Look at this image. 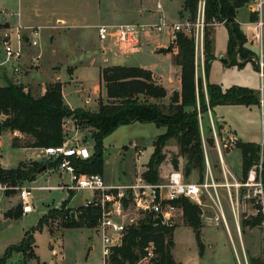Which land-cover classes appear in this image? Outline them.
<instances>
[{
	"label": "rangeland",
	"instance_id": "374dc122",
	"mask_svg": "<svg viewBox=\"0 0 264 264\" xmlns=\"http://www.w3.org/2000/svg\"><path fill=\"white\" fill-rule=\"evenodd\" d=\"M159 2L162 6L160 13L157 11ZM21 3L24 12L32 13L37 23H49L51 26L35 25L43 27L39 36L41 46L37 49L25 46L24 56L20 61H11L0 66V79L3 83H5V78H9V74H11L9 81L19 83V76L41 69L48 61L49 67L53 70L62 69L60 76L63 82L75 78V81L67 84L65 89V100L69 106L76 109L82 108L87 103L88 107L96 110L100 99H106V88L100 79V69L108 66L133 65L139 67L136 66V63L137 60H141L145 65L141 67L159 76L160 81L170 94L175 91L174 89L180 87L179 69L173 64L170 53L162 51L167 50L171 45L172 40L168 31L170 27L175 24H185L186 21L194 26L197 21V17L193 22L187 14L184 18L180 16V0H0V18L19 13ZM60 16L70 18L77 27H72L71 23H57L56 20ZM161 17L163 22L168 25V29L162 33L145 32L141 50L131 57L113 53L110 50L112 47L110 44H101L98 39L96 31L98 25H157L161 22ZM251 17L247 6L238 9L236 21L242 26L240 28L246 35L247 42L244 50L250 53L248 56L252 61H247L237 55V61L244 64L242 66L239 64L230 65L233 61L227 54L228 28L222 24H220L221 26L216 25L215 23L218 21L215 20L213 24L208 25L214 28L215 35V57L208 79L210 83L220 85L223 90L232 87L248 88L258 98L264 99V8L261 44L253 43L247 37V34L251 37H254L255 34V25L251 24ZM80 33L83 34V37L80 36ZM2 34L0 32V58H2L0 62L5 60L2 46L4 34ZM104 47L107 48V63L101 55ZM201 51L202 49L199 48L196 52V72L197 77L202 78L203 87L206 89L204 49L203 55H201ZM38 54H42V58L36 62L34 58ZM91 55H97L95 65L88 66L79 63V61L87 60ZM223 59H226L228 63H223ZM261 62L263 63L262 69ZM68 64L72 67H67ZM42 75L46 81H49V73L42 72ZM158 78L156 77V80L159 83ZM170 79H173V84L170 83ZM95 86L102 87L101 94L98 89L94 93ZM87 100L89 101L86 102ZM165 102L168 104L169 99ZM86 110L88 111V109ZM222 120L237 131V135L242 141L260 143L264 135L260 106H218L213 117L209 111L202 115L204 144L209 138H213L215 141L213 147H205L207 149L205 150L218 182L220 184L224 182L222 177L223 162L220 158L219 146L224 164L228 165L240 181H245L242 174V155L235 146L238 141L233 139L229 132L222 130L220 126ZM64 129V143L69 145L85 144L93 153L92 133L94 131L92 129L78 125L72 119L65 121ZM165 132V128H158L154 124L135 123L120 127L108 136L104 140L103 151V175L106 182L112 185L128 184L135 180L139 172H145L154 151L153 143L158 136ZM1 142L0 165L15 169L19 165L29 167L32 162H38L47 166V170L36 175L33 182L26 181L14 186L10 184L5 191H0V258L4 256L8 248L19 245L25 234L35 228L41 218L46 217L42 227L35 232L34 252L39 257L41 264H103L102 246L97 226L92 229H69L64 226L68 220L64 215L57 213V211H61L62 203L70 198L69 192L57 189L42 190L43 187H55L62 181L66 183L69 181L66 175L61 178L53 160L44 154L45 148L39 150L15 149L12 147L11 135L8 133L1 137ZM232 150L238 151L229 155L228 153ZM164 152L166 159L159 169L160 177H165L174 169L172 164L174 159H178L179 170L184 173L187 160L180 155L177 142L171 140ZM20 160L22 161L17 165ZM2 166L0 168H3ZM252 169H255V166ZM206 170V165L204 173H200L198 169L193 170L186 176V179L195 182L201 181L205 177ZM202 175L204 176L202 177ZM21 187L30 191L29 202L34 207V211L27 215L23 213V204L19 197ZM240 192L238 219L240 232L224 188L220 189V200L228 228L222 222L219 224L213 219L212 221L208 220V218H213L217 212L210 198H204L203 203L206 206L192 203L201 209L200 236L204 243L203 255L200 254L196 232L185 223L184 213L173 221L171 226L174 227L172 253L176 262L179 264H250L253 258L264 260V226L262 224L254 227L244 225V221L250 220L252 216L256 215L253 204L244 198V195L253 192V189L244 187ZM72 195L74 196L65 209L67 214L83 206L85 200L92 196L89 191L73 192ZM10 210H14L22 216L9 218L7 212ZM141 216L136 214L137 220ZM154 250L153 245L152 252ZM23 261L22 254L13 253L8 263L22 264ZM146 261L139 264H146ZM27 264H37V261L32 259Z\"/></svg>",
	"mask_w": 264,
	"mask_h": 264
},
{
	"label": "trees",
	"instance_id": "16d2710c",
	"mask_svg": "<svg viewBox=\"0 0 264 264\" xmlns=\"http://www.w3.org/2000/svg\"><path fill=\"white\" fill-rule=\"evenodd\" d=\"M199 0H182V18L189 15L190 20L196 21ZM249 0H206V22L204 29V57L206 73V89L202 78L197 77L196 46L192 36L178 33L177 39L163 52L173 55V63L180 69L179 81L181 88L171 94L157 82L152 71L135 66H108L102 69L101 77L106 88V100L100 99L97 112H90L83 108L72 109L64 102L63 84L60 82L49 84L43 96H33L22 85L7 81L0 87V116L5 119L0 123V136L5 132L19 133L12 139V147L41 149L62 145L65 141V121L75 120L78 125L86 126L94 132L93 153L89 160L77 163L81 173H104L103 151L104 140L122 126L135 123L154 124L158 128H165L166 132L157 137L153 143L154 151L147 169L143 172L149 182H158L159 169L164 163L165 148L171 140L178 144L180 155L187 160L184 175L198 169L204 173L205 146L213 147V138H202V115L214 112L218 106L243 105L261 106V99L248 88L232 87L223 90L220 85L209 82V72L214 60V28L208 25L213 21H226L228 28V56L239 64L237 55L249 60L250 53L244 50L247 42L240 24L236 21L238 9L246 6ZM256 21V17H251ZM252 62V61H251ZM255 62V61H253ZM260 67V65H259ZM261 72V69H260ZM169 99L168 104L165 100ZM236 148L242 155V174L247 179L253 166L259 165L262 159L261 180L264 187V145L238 141ZM55 167L57 162H54ZM173 167L179 170L178 159L173 160ZM47 166L32 162L29 167L19 165L15 169L0 168V182L8 185L33 182L36 175L44 172ZM204 175H202L203 177ZM203 180V179H202ZM201 180V181H202ZM65 200L58 214L67 215L65 209L71 201ZM185 223L197 234L200 254H204V243L200 232L202 228L201 209L188 200L182 201ZM260 212L244 221V225L251 227L263 223L264 214ZM101 213L98 208L81 206L73 211V215L64 226L69 229H92L97 226ZM9 218H19L22 215L14 210L7 212ZM46 218V217H45ZM45 218H41L35 228L25 234L22 242L8 248L0 264H9L13 253L23 255V263L36 260L41 264L34 252L35 232L43 225ZM174 227L155 226L150 216L140 220L137 225L129 228L121 247L115 249L110 264H137L147 256L146 249L151 244L155 247V256L146 264H179L174 259L172 239ZM250 264H264V260L253 258Z\"/></svg>",
	"mask_w": 264,
	"mask_h": 264
},
{
	"label": "built area",
	"instance_id": "2783aa9c",
	"mask_svg": "<svg viewBox=\"0 0 264 264\" xmlns=\"http://www.w3.org/2000/svg\"><path fill=\"white\" fill-rule=\"evenodd\" d=\"M252 16L256 21L251 23L255 25V34L253 43L261 44L262 26H263V8L264 0H249L246 4ZM158 9L161 5L158 4ZM157 25H135V24H101L96 26L98 39L101 43H108L112 48L117 49L123 55H133L141 50L142 38L145 32H164L168 25L163 22ZM206 20V0L198 1L197 21L194 26L186 21L185 24H175L169 28V34L172 42L177 39V34L182 32L192 36L195 40L196 52L199 48L204 49V29ZM226 21L215 23L216 25H225ZM43 31L40 26H26L19 24L15 33L6 32L2 36V46L5 60L0 62V66L6 65L11 61H20L24 56L25 46L33 49L40 47L39 36ZM260 40V42H259ZM106 47L103 48L105 53ZM42 54H38L34 61H39ZM203 60V59H202ZM204 62V61H203ZM261 64V63H260ZM262 67V65H261ZM18 70V69H17ZM262 120L264 128V101L261 102ZM213 129L215 131L214 125ZM206 152V150H205ZM220 158L223 162L222 177L224 182L220 184L214 174L209 158L205 154V163L207 166L205 177L202 181L187 180L184 173L173 169L158 182H149L143 172H139L135 180L128 184L111 185L107 184L101 174L81 173L78 171L77 163L87 161L91 158L92 152L85 144L69 145L63 143L59 146L48 147L44 149V154L57 162L56 170L61 178L68 176L69 181L61 182L58 186L43 187L42 190H62L69 192L89 191L92 196L85 200L84 207L98 208L101 215L98 219L97 230L102 246L103 264H110V259L115 249L122 246L129 228L137 225L138 222L147 216H150L155 226L171 227L173 221L183 215L184 210L182 201L188 200L200 206L204 205L205 197L210 198L216 209V214L212 219L219 223L222 222L228 228V222L224 214L221 200L220 189L224 188L229 197L232 212L239 228V198L241 188L248 187L253 192L244 195L247 202L253 204L256 214H264V187L261 180L262 160L259 165L252 169L245 181H240L237 176L224 164L223 156L219 146ZM8 184L0 182V191H5ZM236 196V197H235ZM20 200L23 204V213L30 214L34 207L30 204V191L27 188L20 189ZM136 214L142 215L139 220ZM73 215H65L68 220ZM262 225L264 226V219ZM153 244L146 249L147 256L140 262L147 260L146 263L155 256V250L152 252ZM55 253V252H53ZM137 263V264H139Z\"/></svg>",
	"mask_w": 264,
	"mask_h": 264
},
{
	"label": "crops",
	"instance_id": "0c3cea01",
	"mask_svg": "<svg viewBox=\"0 0 264 264\" xmlns=\"http://www.w3.org/2000/svg\"><path fill=\"white\" fill-rule=\"evenodd\" d=\"M172 1V0H171ZM180 3H181V10L182 11V8H183V2L182 0H180ZM159 5L160 2L158 3ZM21 10L19 11V13L17 14H13L12 16H6V17H3L2 19L0 18V32H2L3 34L6 33V32H9V33H15V29L16 27L19 25V24H22V25H26V26H35V25H41V26H51L49 25V23L47 24H40V23H37V21L35 20V17L33 16L32 13H25L24 10H23V6H22V3H21ZM157 11L160 13L162 11V6H161V9L159 10L158 9V5H157ZM16 16V17H15ZM17 18V19H16ZM57 23L59 24H63L64 23H71L73 26L72 27H77V25L73 24L72 23V20L70 18H67L66 16H60L57 18L56 20ZM255 21H252L251 19V23H253ZM221 26V25H220ZM241 26V25H240ZM242 27V26H241ZM244 29V28H243ZM245 30V29H244ZM2 34V35H3ZM83 34L80 33V36H82ZM214 36V40H215V35L213 34ZM247 37L248 39L251 41L253 40L254 37H251L247 34ZM52 41V39H51ZM101 43V42H100ZM103 44V43H101ZM110 50L118 55H122V53H120L117 49H114V48H110ZM107 52V50H106ZM104 53L103 54L101 53V55L103 56L104 58V61L105 63H107V59H106V56H107V53ZM138 53V52H137ZM136 54V53H135ZM100 55V54H99ZM171 57H172V62H173V55L170 53ZM92 56V57H91ZM90 58H87V60H84V61H79V63L83 64V65H88V66H93L96 64L97 62V55H91ZM125 57H131L130 56H127V55H124ZM0 61H2V58H0ZM142 64V61L141 60H137V63H136V66H139V67H144L145 65H141ZM174 64V63H173ZM261 65L263 67V63L261 62ZM50 66V63L47 61L46 65L44 67H42L41 69L39 70H36V71H32V72H29L28 74L25 73V75H21L18 77V79L20 80L19 83H15V84H18V85H22L25 90L29 91L30 93L33 94V96H43L45 93H46V90H47V86L49 84H54V83H57V82H60L63 84V97H64V102L66 103V105L69 106V104L66 102L65 100V89H66V86L67 84H71L75 81V78H71L70 81H67L65 80L63 82V79H61V76H60V72L62 71L61 70H53V68L49 67ZM72 67L71 65H67V67ZM133 66V65H131ZM177 67V66H176ZM261 67V69H262ZM105 68V67H104ZM178 68V67H177ZM103 68L100 69V79H101V82H103L102 80V77H101V71H102ZM179 69V68H178ZM10 72V71H9ZM42 72H46V73H49L50 74V79L49 81H46L44 78H43V75H42ZM154 74V73H153ZM11 76V74H9ZM179 75H180V69H179ZM9 76V78H5V83H3V81H1L0 79V87L4 86L6 84V82L10 79L11 80V77ZM155 78L159 77V76H156V74H154ZM159 81H160V77L158 78ZM77 83V82H75ZM160 84H162V82L160 81L159 82ZM170 83L173 84V79H170ZM163 85V84H162ZM164 86V85H163ZM181 88V84H180V87L178 89H174V90H177L179 91ZM100 90V94L102 92V87L101 86H95L94 87V93L95 91ZM168 90V89H167ZM98 94V95H100ZM170 94V92H169ZM106 100V99H104ZM89 100H87L86 102H88ZM264 101V99H261V102ZM231 106H237V105H231ZM70 107V106H69ZM71 108V107H70ZM83 109H88V111L90 112H97L98 109L96 110H92L90 107L87 106V103L86 105L82 106ZM98 108H99V105H98ZM218 107H216L214 109V112H216V109ZM72 109H75L74 107H72ZM260 109H261V113H262V108L260 106ZM214 112H210L211 113V116L213 117V113ZM2 118V121L5 119L4 116H1ZM213 119V118H212ZM1 121V122H2ZM0 122V123H1ZM128 126V125H127ZM220 126L222 127V130L225 131V132H229L231 136H233V139H236L237 141H242V139H240L237 135V131L233 130L231 125H229L226 121L222 120V123L220 124ZM123 127V126H122ZM262 130H263V134H264V128H263V120H262ZM6 133L10 134L11 135V140L15 137V136H19V133H10V132H5L4 134H2L0 136V146L2 145V142H1V137L3 135H5ZM244 142V141H242ZM256 144H260L261 146L264 145V135H263V140L258 143L256 142ZM206 147V146H205ZM19 149H30V150H34L33 148H19ZM206 149V148H205ZM39 150V149H38ZM207 150V149H206ZM239 150V149H238ZM238 150H232L230 153H228L229 155L232 154V153H235L236 151ZM206 153V152H205ZM207 157H208V154L206 153ZM209 158V157H208ZM28 159H35V158H28ZM224 160V159H223ZM22 160L18 161L17 165L21 162ZM225 165L228 167V165L225 163ZM242 165V163H241ZM2 166V165H0ZM4 169H12V168H9V167H5V166H2ZM229 168V167H228ZM104 174V173H103ZM104 176V175H103ZM108 184V183H107ZM112 185V184H111ZM24 264V263H22Z\"/></svg>",
	"mask_w": 264,
	"mask_h": 264
},
{
	"label": "water",
	"instance_id": "95a60500",
	"mask_svg": "<svg viewBox=\"0 0 264 264\" xmlns=\"http://www.w3.org/2000/svg\"><path fill=\"white\" fill-rule=\"evenodd\" d=\"M223 63H225V64H227L228 63V61L226 60V59H223V61H222ZM43 170L45 171L46 170V168L44 167L43 168Z\"/></svg>",
	"mask_w": 264,
	"mask_h": 264
}]
</instances>
